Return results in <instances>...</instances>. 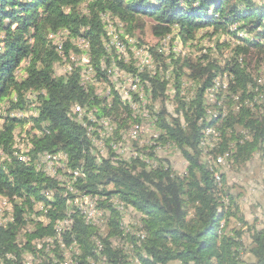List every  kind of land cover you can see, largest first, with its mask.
<instances>
[{
    "label": "trees",
    "instance_id": "obj_1",
    "mask_svg": "<svg viewBox=\"0 0 264 264\" xmlns=\"http://www.w3.org/2000/svg\"><path fill=\"white\" fill-rule=\"evenodd\" d=\"M105 15L127 24L128 31L138 17H147L155 23L154 36H165L175 27L182 42L194 39L197 31L207 27L216 32L234 26V35L240 41L234 50L236 56L246 54L248 49L264 53V5L257 6L252 0H0V106L6 107L5 116L0 114V197H6L13 210V222L0 226V264H14V259L17 264L21 249L16 236L27 225L26 216L35 204L43 206L39 215L45 222L34 223L25 233L23 251H31L34 241L55 238V223L68 219L69 228L59 236L65 247L75 244L85 260L98 250L95 237L99 239L100 255L110 264H128L109 240L122 234L119 213L111 202L114 197L140 216L137 264H241L243 232L227 230L238 208L224 188V176L211 164L226 154V159L239 163L247 162L257 151L264 157V110L259 113L250 108L256 84L236 57L222 67L188 66L193 71L192 79L206 78L187 99L179 98V74L175 75V116L169 117L162 107L153 118H158L157 141L174 145L186 162L183 175L175 174L160 160H154L157 165L149 169L138 159L140 155L128 162L113 160L112 153L98 158L71 109L86 105L93 108L100 101L92 87L85 90L80 85L79 70L56 77L53 68L69 57L71 38H78L86 43L96 78L106 81L100 68L106 56V39L101 38L103 34L108 37L102 20ZM59 32L67 36L57 48L50 36ZM255 32L253 40L237 36ZM15 70L24 73V78L17 80ZM224 73L230 77L223 98L228 108L222 109L223 101L216 104L221 92L216 103L207 106L205 92ZM133 74L142 77L140 82L149 83L153 100L164 97L167 81L137 71ZM29 93L36 94L34 110L26 99ZM119 103L115 97L112 107L102 108L97 115L119 117L115 109ZM30 111L35 114L11 116ZM26 123H31L37 134L26 138L24 152L15 145L14 132ZM212 127L219 131L220 142L206 154L212 157L208 162L203 159L201 143L204 131ZM235 128L248 131L249 138L239 143ZM42 153L64 154L67 168L79 173L72 187L83 196L97 198L98 207L107 210L108 234L103 239L84 221L79 209L73 207L67 215V201L74 196L58 180L36 169L35 160ZM149 157L153 160L152 155ZM242 222L240 217L238 223ZM249 254L254 264H264V229L251 233Z\"/></svg>",
    "mask_w": 264,
    "mask_h": 264
},
{
    "label": "rangeland",
    "instance_id": "obj_2",
    "mask_svg": "<svg viewBox=\"0 0 264 264\" xmlns=\"http://www.w3.org/2000/svg\"><path fill=\"white\" fill-rule=\"evenodd\" d=\"M252 1L257 6L264 5V0ZM83 10L84 5H82ZM102 20L107 35L120 39V44H113L115 47L111 45V48L107 52L112 53L109 55L106 54L102 60L100 68L104 73L106 81H103L101 78H96L89 58L88 63L80 64V57L82 55L87 54L88 57V48L86 43L78 38H71L70 43L73 49L72 47L69 49V57L61 60L53 68L56 77L71 72L72 70H79L80 85L85 90L88 87H92L94 96L100 101L99 105L93 108L86 105L84 107L73 106L71 109V114L75 117V120L85 128L86 136L90 139L94 154L98 158L109 157L108 155L112 153L114 155L113 160L117 159L128 162L135 156L138 157L140 155L138 159H141L143 163L147 160L151 162V164L147 165L149 169L153 168L151 165H157V161L154 160H160L163 166L170 167L175 174L183 175L185 173L187 164L175 146L170 143L160 144L157 141L159 131L157 127H154L155 121L153 115L157 114L164 107L169 117L175 116L174 110L177 107V101L175 100L176 90L174 88L176 74H179V98L186 99L193 96L196 89L200 86L202 79L204 80L206 78L205 75L200 79H192L190 75L193 71L188 66L192 67L202 64L203 67H206L207 64H213L222 67L236 57L237 60L242 61L243 67L257 87L254 90L255 97L251 101L250 108L253 111L257 110L259 113L263 112L264 53L256 49H248L246 54L236 56L234 50L240 45V41L234 35V26L228 27L225 30L219 29L216 32L211 27H207L197 31L194 39L182 42L178 37V30L175 27L165 36H154L152 30L155 23L147 17H138L131 25L130 31L127 29V24L125 25L123 22L115 21L111 17L110 21L106 22V15L102 17ZM255 34L256 32L253 34L238 33L237 36L253 40ZM52 36L54 39H52ZM66 36V32H59L58 34L51 35L50 40L53 45L57 46V43L61 42L62 46ZM104 42L106 41L104 40ZM128 43H131V46ZM144 52H149L152 59H148L145 62V57H141L144 55ZM131 54L133 56H130ZM116 57H122L119 61L123 63L112 61ZM104 60L108 62L105 64V67ZM131 64L133 66L136 65L134 68L135 70H139L137 71L138 74L143 73L145 70L143 74L149 77L155 76L163 82L167 81L168 85L164 92V97H158L153 100L149 83L146 80L140 82L138 75L135 74H133V79L135 80H133V86L128 88L126 95H123L119 82H121L123 77H128V72L133 71ZM118 65L121 67L119 68ZM15 76L17 80H21L24 78V73L20 75L15 70ZM229 80L230 77L226 73L216 77L213 88L208 91L211 93L205 94V104L207 106H212V104L216 103V97L221 92L218 96V103L216 104L218 106L223 101L221 105L222 109L225 110L228 108L227 102L225 104L223 98L227 89L226 84H228ZM115 97L120 102L118 106H115L119 117H115L113 114L97 115V112L102 108H106L107 110L111 108L112 100ZM26 99L30 103V109L34 110L37 105L34 103L36 94L29 93L26 95ZM3 105L0 106V114L5 116L6 107ZM29 114L34 115L35 111L11 113V116L26 117ZM207 114L209 116L211 115L209 111H207ZM93 126L104 127L106 130V133L102 135V144H98V137H94V132H91ZM14 133L16 135L15 140H18L15 141V145L19 149L24 150V152L27 149V141L25 140L37 134L31 123L16 127ZM235 133L236 136L240 135L239 140L241 141L239 143L249 138V132L245 129L235 128ZM219 142L220 133L216 128H207L204 131V138L201 143V150L205 154L203 159L210 162L212 157L210 158L206 154L209 150L215 148ZM131 145L136 146L135 153ZM149 155H152L153 160L150 159ZM20 156L22 157L24 155ZM56 157H58L57 160ZM227 157L228 154L218 156L211 164V166L215 167L218 174L224 176V188L226 191L228 190L233 198L234 204L238 208L236 217H230L227 230L241 229V232H243L241 237L243 246L241 250V264H254V260L249 254L251 233L254 230L264 229V157L259 151L253 153L251 158L245 163L233 162L231 158L229 160L226 159ZM54 159L56 161L53 160L51 165L42 162L41 171L48 177L58 180L66 191L74 196L73 200L67 201V215L70 209L76 207L79 209L84 221L92 225L96 229L98 236L103 239L108 234L107 221L109 214L107 210L98 207L97 198L83 196L72 187L74 174L73 171L67 168L66 159H63L61 156H55ZM36 161L35 165L37 169ZM56 166L58 169L55 168ZM64 174H68L67 176L69 177H66ZM15 202L19 203L18 199ZM111 202L115 205L119 213V228L122 232L120 236L109 239L111 246L121 251L122 256L127 260L128 264H137V249H139V241H137V238L141 240V233L139 232L140 216L131 208L117 201L116 197ZM233 210L234 207L231 212ZM0 211V226L7 227L9 223L13 222V210L10 201L3 196L0 197ZM42 211L43 206L41 204H35L33 211L26 216L27 225L16 236V242L19 245V249H21L17 264H110L107 259L100 255L99 239L95 237L93 239L96 240L95 245L98 247V250H96L94 257H88L85 260L82 259V253L78 246H75V244L69 247L64 246L62 239L59 237L60 234L56 235L55 238H44L42 241H34L31 244V251H23L22 249L26 242L25 233L32 230L34 223L38 221L45 222L43 217L39 215ZM11 216L12 218L7 221V217ZM240 217H242V223L244 225L238 223ZM65 220H63L64 222L59 221L55 223L56 231L61 233L70 226L71 221L68 219ZM13 262L15 264L16 259ZM169 264L180 263L171 262Z\"/></svg>",
    "mask_w": 264,
    "mask_h": 264
},
{
    "label": "built area",
    "instance_id": "obj_3",
    "mask_svg": "<svg viewBox=\"0 0 264 264\" xmlns=\"http://www.w3.org/2000/svg\"><path fill=\"white\" fill-rule=\"evenodd\" d=\"M108 21H110V16L109 15H106V22H108ZM103 32H104V30H103ZM52 39H54L53 36H52ZM101 39H106V54H107V50L109 48H111V45H113V44H120V39L118 37H106L103 34V36H102ZM128 44H129V46H131V43H128ZM56 47L57 48L58 47H61V42H58ZM130 56H133V54H131ZM142 57H145V62H146L147 59H152L149 52H144V55ZM121 58L122 57H116L115 59L113 58L112 61L122 62V61H119ZM82 63H88L87 54L86 55H82V57H80V64H82ZM77 67H80V66H77ZM120 67L121 66L119 65V68ZM134 71H138V70H134ZM134 71L128 72V77H123V79H121V82H119L120 83V86H121V92H122L123 95H126L127 94V91H128V88L131 87V86H133V73H134ZM82 73H84V72H82ZM205 93H211V92H205ZM75 116H81V115H75ZM157 120H158V118L156 117L155 118L154 127H157L156 126L157 125ZM91 132H94V137H98V144H102V135L104 133H106V130L104 129V127L93 126V128L91 129ZM131 147L133 149V152L135 153L136 146H132L131 145ZM145 163L146 164H151V162H149L148 160ZM215 176H216V179H217V175L216 174H215ZM10 218H12V216L11 217H7V221Z\"/></svg>",
    "mask_w": 264,
    "mask_h": 264
},
{
    "label": "bare ground",
    "instance_id": "obj_4",
    "mask_svg": "<svg viewBox=\"0 0 264 264\" xmlns=\"http://www.w3.org/2000/svg\"><path fill=\"white\" fill-rule=\"evenodd\" d=\"M104 17V16H103ZM107 33V32H106ZM109 37V36H108ZM114 46V45H113ZM115 47V46H114ZM118 47V46H117ZM122 47V46H121ZM125 51V50H124ZM117 53V52H116ZM142 57V56H141ZM137 59V58H136ZM142 59V58H141ZM148 60V59H147ZM146 60V61H147ZM90 62V61H89ZM145 65V64H144ZM136 66V65H135ZM135 66H133V67H135ZM143 67V66H142ZM139 71V70H138ZM144 72H145V70H144ZM143 72V73H144ZM140 73V72H139ZM142 72H141V74H143ZM136 75V74H135ZM134 76V75H133ZM140 77V76H139ZM140 78H142V77H140ZM139 78V79H140ZM134 80V79H133ZM137 80H138V78H137ZM141 80V79H140ZM135 81V80H134ZM226 85H228V84H226ZM213 86V85H212ZM226 88H227V86H226ZM219 91V90H218ZM109 92V91H108ZM141 92V91H140ZM123 97V96H122ZM134 97V96H133ZM136 97V96H135ZM75 107V106H74ZM77 107V106H76ZM146 108H147V106H146ZM143 116V115H142ZM75 120V119H74ZM106 121V120H105ZM81 122V121H80ZM104 122V121H103ZM89 124V123H88ZM84 126V125H83ZM87 126V125H86ZM85 126V127H86ZM90 140V139H89ZM16 141V140H15ZM55 156H61L63 159H66L65 158V156L64 155H61V154H56V155H51V154H48V153H42V154H39L38 156H37V161H36V164H37V170H40L41 171V168H42V162H45L46 164H52V161L53 160H55L54 158H55ZM20 158H22L24 161H26L27 159L25 158V156L23 157H20ZM57 158L58 157H56V160H57ZM49 159V160H48ZM61 159V158H60ZM59 159V160H60ZM21 160V159H20ZM55 160V161H56ZM58 160V161H59ZM27 161H29V160H27ZM60 162V161H59ZM64 163V162H63ZM60 165V164H59ZM58 166V165H57ZM57 166L55 167V168H57ZM65 166V165H64ZM45 167H51V166H45ZM65 168V167H64ZM48 169V168H47ZM50 169V168H49ZM58 169V168H57ZM62 169V168H61ZM46 170V169H45ZM44 170V171H45ZM54 170V169H53ZM63 170V169H62ZM49 171V170H48ZM69 171V170H68ZM78 171H73V174H74V176H77V174H79V173H77ZM55 173V172H54ZM60 173V172H59ZM65 175V174H64ZM69 183H70V181H69ZM68 183V184H69ZM68 187H69V185H68ZM71 188V187H70ZM115 203V202H114ZM114 205V204H113ZM120 211V210H119ZM0 213H1V211H0ZM1 217V216H0ZM66 221V220H65ZM64 222V221H63ZM66 224V223H65ZM69 228V227H68ZM60 234V232H58L57 231V235H59Z\"/></svg>",
    "mask_w": 264,
    "mask_h": 264
}]
</instances>
